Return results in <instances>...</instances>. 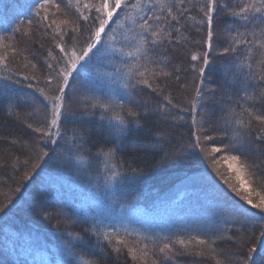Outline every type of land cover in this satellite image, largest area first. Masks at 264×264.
Instances as JSON below:
<instances>
[{"label": "snow or ice", "instance_id": "obj_1", "mask_svg": "<svg viewBox=\"0 0 264 264\" xmlns=\"http://www.w3.org/2000/svg\"><path fill=\"white\" fill-rule=\"evenodd\" d=\"M29 13L0 32V110L30 130L0 135L13 182L0 223L64 227L50 244L29 229L0 264H37L40 250L41 264H264V0H33ZM140 121L153 124L154 167L203 166L149 222L132 200L150 178L123 155ZM50 167L98 191L97 211L54 216L40 198Z\"/></svg>", "mask_w": 264, "mask_h": 264}, {"label": "trees", "instance_id": "obj_2", "mask_svg": "<svg viewBox=\"0 0 264 264\" xmlns=\"http://www.w3.org/2000/svg\"><path fill=\"white\" fill-rule=\"evenodd\" d=\"M32 5L33 0H0V32H3L5 29H9L17 19H24L28 16L30 14L29 9ZM222 74V65L217 63L212 66L210 80L217 81L222 77ZM229 92L234 95L232 89H229ZM144 98L149 99V97ZM35 118L38 119L39 117ZM140 123L141 125H144V127L140 131L134 132L133 136L129 138L126 145V151L123 155L129 160V162L134 161L135 165L142 168L145 174L150 178L146 189L137 193L135 198L132 200V202L136 205L137 210L141 211L138 212V216L141 221L149 222L154 206L159 204L162 200L179 195L181 182L187 177H198L203 166L199 163H191L181 168L154 167L153 147L150 142V137L148 136L149 130L153 127V124L151 122L145 124L144 121H140ZM69 126L71 127V125ZM28 131L30 130L17 127L14 122L10 121L9 117L2 110H0V135H8L10 132H16L24 133L25 138H27ZM179 131L186 132V129H180ZM93 139L98 140L99 137L94 136ZM52 147L54 148L55 146ZM155 159H158V157ZM48 172H52L53 175L56 176V183L51 186L49 191L43 193L40 198L48 202L49 208L53 211L54 216L56 215L57 208L60 204H66L70 207L84 205L85 210L91 212V206L85 205L88 204L86 202V197L92 191L100 195L98 191L94 190L86 181L81 180L78 176L67 171L64 167H58L56 169H52L50 167L48 171L42 174L43 179L47 180L49 178ZM9 175L10 170H5L2 174H0V189L6 190L7 186L13 183L12 180L9 179ZM16 175L19 176L20 173H16ZM257 179H259V177H257ZM37 191H39V189L34 188L30 194L35 196ZM228 191L230 192V190ZM23 192L24 189H22V193ZM231 195L234 197V194ZM2 199L3 197L0 196V200ZM230 202L233 201L230 200ZM37 220L40 222L35 225L27 218L22 219L20 217H17L9 223H0V255L3 254L5 246L11 245L13 241H15L16 244H20L29 240L30 237L28 236V231L33 227L39 229L41 239L47 241L49 244L51 243L50 233L56 232L58 220H60V227H64L62 219L58 216L51 221L42 220L39 217ZM72 227L79 230L80 226L74 225ZM17 229L23 233L19 239L15 236ZM256 234L258 236L259 232L257 231ZM151 247L152 245L150 244V248ZM46 256L47 253L44 250H40V252L35 256L37 264H41ZM200 259L201 258L199 257L191 256H181L176 258L177 264H193L194 260L198 261ZM149 264H151L150 260ZM161 264H165V262L161 261Z\"/></svg>", "mask_w": 264, "mask_h": 264}, {"label": "rangeland", "instance_id": "obj_3", "mask_svg": "<svg viewBox=\"0 0 264 264\" xmlns=\"http://www.w3.org/2000/svg\"><path fill=\"white\" fill-rule=\"evenodd\" d=\"M87 203L88 204H85V205H93L95 203H97V198H100V195L99 194H96L94 193V191H92L87 197ZM100 203L102 204V199H100ZM97 211V208L96 207H92L91 206V212H95ZM138 212H141V211H138ZM136 227L140 226V225H135Z\"/></svg>", "mask_w": 264, "mask_h": 264}]
</instances>
